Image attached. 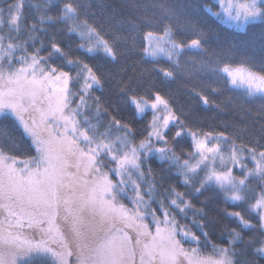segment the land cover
Here are the masks:
<instances>
[{
  "label": "snow or ice",
  "instance_id": "snow-or-ice-1",
  "mask_svg": "<svg viewBox=\"0 0 264 264\" xmlns=\"http://www.w3.org/2000/svg\"><path fill=\"white\" fill-rule=\"evenodd\" d=\"M213 4L264 35V0ZM108 7L101 19L92 0H0V264H262L264 56L209 50L203 24L168 0L132 3V17ZM179 81L240 123L204 130L159 86ZM210 190L235 227L216 230L199 199Z\"/></svg>",
  "mask_w": 264,
  "mask_h": 264
},
{
  "label": "trees",
  "instance_id": "trees-1",
  "mask_svg": "<svg viewBox=\"0 0 264 264\" xmlns=\"http://www.w3.org/2000/svg\"><path fill=\"white\" fill-rule=\"evenodd\" d=\"M84 2L87 3L88 0H84ZM92 2L94 7L93 10L97 11L100 18L103 19L104 13L100 11L103 5L109 6L105 9V14H110L114 11L118 15L132 17L134 13L131 7H129L132 3L138 2L148 4L155 2V0H92ZM168 2L175 4L178 9H186L187 13L190 14L189 19L192 23L199 21L203 24L208 33L206 43L209 46V50L227 49L230 45L235 44L239 50L245 51L257 59L264 56V35L261 34V31L257 27H253V25H258L259 21L251 22L245 29L239 30L221 22L214 15H211L208 9L203 7L204 5L211 3V0H168ZM246 29H250L249 34L247 36H243V32ZM201 57H206V54L199 52L196 49L190 50L186 53V58L188 59L199 60ZM134 62L142 63L141 57L137 54L128 53L127 63L133 64ZM97 63L101 62L97 61ZM162 64L163 66H167L164 63L163 58ZM101 71H113V68L111 65L101 63ZM213 79H220L222 83L221 77H213ZM184 83V81H179L159 86L162 87L164 91L171 93L175 99L176 106L185 113H191L192 116L199 121L200 126L203 127L204 130L211 131L215 128L218 131H222L223 128L220 127L222 122L228 124L240 123L238 114L234 110H225L223 105H221L220 109H217L212 104H203L199 98L192 95L186 88L183 87ZM229 88L231 91L226 92V95L236 97L243 102L245 89L234 87L232 85H229ZM103 91L105 93V97L110 99L113 103H116L119 100L115 80L110 81L109 85H106ZM204 94L209 96L210 101H215L216 103H220V101L224 99V97L212 95L207 91H205ZM96 95H100V92L98 91ZM261 103L262 102L257 99L251 105H246V107H250L254 114L259 109ZM123 115L130 116V112H124ZM143 118L144 117L138 116V119ZM247 119L251 122L254 117L251 113H249ZM184 146L186 147V145ZM158 165L159 161L156 160V164L154 166ZM205 198L208 199V209L210 215L220 221L219 224L215 225L217 231H219L222 224H230V226L235 227V224H232L231 221L223 216L221 209L226 207V205L220 198H217L214 191H207L204 195L199 197L200 200H205ZM234 210L244 211L243 208ZM212 238L217 244L222 242L217 239L215 235ZM262 264H264V262H262Z\"/></svg>",
  "mask_w": 264,
  "mask_h": 264
},
{
  "label": "rangeland",
  "instance_id": "rangeland-1",
  "mask_svg": "<svg viewBox=\"0 0 264 264\" xmlns=\"http://www.w3.org/2000/svg\"><path fill=\"white\" fill-rule=\"evenodd\" d=\"M207 5H210L211 6V12H216V11H219V9L218 8H216V6L213 4V0H211V3H208ZM218 19V18H217ZM221 22H223V23H225L226 25H229V26H231V27H234V28H236V29H239V30H243V29H245V28H237L236 26H235V22H229V21H227L226 19H219ZM234 87H239V88H243V89H245L243 86H234ZM204 254L205 255H210L211 254V252H210V250H206L205 252H204Z\"/></svg>",
  "mask_w": 264,
  "mask_h": 264
}]
</instances>
